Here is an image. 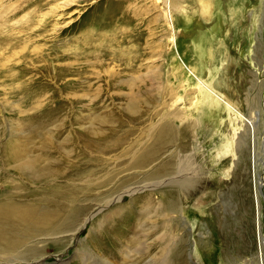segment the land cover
Returning <instances> with one entry per match:
<instances>
[{"label":"rangeland","instance_id":"rangeland-1","mask_svg":"<svg viewBox=\"0 0 264 264\" xmlns=\"http://www.w3.org/2000/svg\"><path fill=\"white\" fill-rule=\"evenodd\" d=\"M178 1L0 0V264H264V0Z\"/></svg>","mask_w":264,"mask_h":264},{"label":"bare ground","instance_id":"bare-ground-1","mask_svg":"<svg viewBox=\"0 0 264 264\" xmlns=\"http://www.w3.org/2000/svg\"><path fill=\"white\" fill-rule=\"evenodd\" d=\"M159 6H160V8H161V11H162V13H163V16H164V19H165V21H166V25H167V27H168V29H170L171 30V32H173L172 30H173V27H172V12H179L180 10H182L181 8H180V2L178 1V0H154ZM1 15H2V11H1V8H0V17H1ZM173 36V35H172ZM173 42V41H172ZM197 85L199 86V87H201L200 88V90L202 89V91H204V92H202L203 93V101H204V105L205 104H207V105H209L211 108L214 106V102H215V100H222V101H227L229 104H231L229 101H228V99L226 98V97H224V96H218L217 94H216V92H213L212 90H211V88L210 87H208L206 84H205V82H203L202 80H200V79H198V81H197ZM204 89V90H203ZM199 90V89H198ZM209 95H212V96H214V101H211L208 97H209ZM177 100V99H176ZM203 101H202V103H203ZM222 105L225 107V109H226V111H228V110H230V106L228 105V104H226V103H222ZM174 106L175 105H171V106H169V112H168V116H170V118L174 121V120H179V121H183L182 120V118H183V116H184V112H183V110H180V109H178V108H174ZM165 117V116H164ZM169 119V118H168ZM184 119V118H183ZM165 121V120H164ZM202 121V120H201ZM170 122L168 121V122H162L160 125V128H159V131H158V134H157V136H156V138H155V140L156 141H158L159 142V144H161V146H163L162 145V143H163V141L164 140H166L167 138L169 139V144H171L172 143V140L174 141L175 139L173 138L172 139V134H173V126L171 125V124H169ZM199 124V121H197V122H195V124H194V128H197V126H199L198 125ZM236 133H237V129L235 128V129H232V131H231V135H230V139L232 140V139H234V136H236ZM170 146V145H169ZM180 146V145H179ZM181 148V147H180ZM157 153V150L155 149L154 151H153V154H152V156L151 157H154L155 156V154ZM144 155V154H143ZM142 156V155H141ZM140 157V156H139ZM149 159H150V157H149V154H146V155H144L143 157H141V158H139L138 159V161L136 162V166H141V165H143L144 163H146V162H148L149 161ZM169 166V165H168ZM177 170V169H176ZM178 172L175 174V175H179L177 178H174V181L177 183V184H179V185H181V187L182 188H186V187H188V185L190 184L189 183V181H188V179L190 178H188V179H186L185 178V176H187L186 175V173L183 171V168H181V167H179L178 166ZM170 181L171 180H173V178L171 179H169ZM180 187V188H181ZM261 189H263V188H261ZM12 217L13 218H17V219H20V220H26L27 221V223L29 224V225H32V226H27V225H24L25 226V229L26 230H28L29 228H31L32 227V229H34L33 227H38V226H41V223L43 224V221H44V218L43 217H47V214H40V213H30V215L29 214H24V215H22V217H23V219L22 218H20V216H19V214H18V212L16 211V213H13L12 212V210H11V215L10 214H6V213H4V214H0V249H10L9 247L10 246H12V245H14L13 247H15L16 245H17V243H16V240H10V239H8V238H6L5 237V232H4V228H3V224L9 219V218H11L12 219ZM48 218V217H47ZM34 224V225H33ZM40 229V228H39ZM35 230V229H34ZM36 230H38V229H36ZM26 235V234H25ZM27 235H28V233H27ZM11 242V243H9V242ZM1 251V250H0ZM5 252H7V251H5ZM4 252V253H5ZM2 255H4V254H2Z\"/></svg>","mask_w":264,"mask_h":264}]
</instances>
